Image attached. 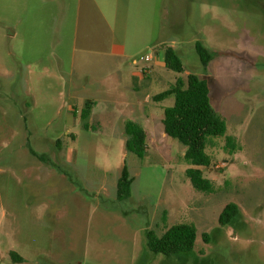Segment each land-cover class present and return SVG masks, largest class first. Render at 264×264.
<instances>
[{"label":"rangeland","instance_id":"rangeland-1","mask_svg":"<svg viewBox=\"0 0 264 264\" xmlns=\"http://www.w3.org/2000/svg\"><path fill=\"white\" fill-rule=\"evenodd\" d=\"M26 1L27 9L46 3ZM112 1L102 5L101 39L81 37L53 57L33 12V23L15 24L22 0H0V166L11 170L0 264H264V0ZM85 19L89 31L94 18ZM112 29L119 55L110 52ZM196 41L213 51L206 68ZM165 46L180 56L182 72L164 65ZM189 73L207 78L211 105L226 123L205 149L211 164L200 167L213 183L209 192L192 186L186 147L163 131L174 96L153 99ZM85 104L89 130L80 118ZM128 119L146 132L142 159L125 150ZM228 135L234 152L224 147ZM57 138L71 151L69 164ZM28 139L54 164L39 170ZM124 165L134 179L120 201ZM229 202L239 213L222 225ZM181 222L196 227L191 251L149 250L148 230L161 234Z\"/></svg>","mask_w":264,"mask_h":264},{"label":"trees","instance_id":"trees-1","mask_svg":"<svg viewBox=\"0 0 264 264\" xmlns=\"http://www.w3.org/2000/svg\"><path fill=\"white\" fill-rule=\"evenodd\" d=\"M194 47L203 68H206L214 57L213 51L205 47L200 41H196ZM163 62L167 68L176 72L184 70L182 60L172 46L163 47ZM170 95L174 96V103L164 109L163 131L167 136L177 139L186 147L183 159L191 166L186 168L185 174L192 186L199 191H212L213 183L203 175L200 167H207L211 164V157L205 149L211 143L212 136L225 134L226 123L211 105L209 82L207 78L189 73L185 80L177 78L173 85L156 94L153 99L160 101ZM88 105L85 104L80 111L82 127L86 130L90 129V125L86 121L90 113V106ZM72 112L74 115L76 114V111ZM124 135L125 150L142 159L146 150V132L142 125L132 119L126 120ZM62 142L60 138H57L54 144L55 148H65L62 146ZM26 146L33 155L39 156L42 160L45 159L32 148L29 139ZM224 147L234 152L238 147L235 137L226 136ZM133 179L127 166L124 165L116 183L117 200L122 201L130 197ZM238 213V205L229 202L222 208L218 220L222 225L228 224ZM196 234L194 224L174 223L161 234L154 230H148L146 232V244L152 252L165 255L188 252L194 248ZM9 255L14 262H22L23 260L16 251L11 250Z\"/></svg>","mask_w":264,"mask_h":264},{"label":"crops","instance_id":"crops-1","mask_svg":"<svg viewBox=\"0 0 264 264\" xmlns=\"http://www.w3.org/2000/svg\"><path fill=\"white\" fill-rule=\"evenodd\" d=\"M35 1L38 2L39 0H35ZM45 1L46 3H40L37 4V6L36 4L33 6L29 5V9H27V6L25 5L27 4L26 3L27 1L22 0V8L19 11L15 24L25 27L29 21L32 22V12H33V18L37 21V24H39L37 26L38 33L40 34L42 39L50 46L51 49L50 48L48 49L51 56L56 57L57 55L56 51L57 50L62 51L64 44L72 43V45H74L78 41L83 40V39L78 40L81 37L84 38L83 41L85 42H95L97 39H101V34L97 32V27H99L101 32V26H102L101 17L103 16L102 5L104 3H107L106 0H73L74 2L73 6L69 4V1L71 3V0H45ZM115 3L118 4V0H115L114 3L112 1V4ZM88 13H90L91 17L94 18V20H90L91 26L89 31H87V27H85V23L83 22L87 20L85 19V17H87ZM97 14L100 18V21L96 20ZM83 28L84 31L82 35ZM8 36L12 37L13 35L8 34ZM110 37L112 39L110 52L114 55H119L123 51V48L113 42L114 29H112ZM82 55H85L83 51H82ZM59 91L60 93L63 92V90L60 89ZM26 104L28 105V103ZM56 150L62 153V161L66 164H69L71 151L67 153L66 148L56 149ZM29 153L38 160H40L39 161L40 164L37 166L39 170L42 168L43 164L46 163H49V165L54 164V163L50 164L48 160L49 158L47 159L45 158L44 160H42L41 158H39V156L33 155L30 151ZM39 155L45 157L43 154H39ZM27 167L32 168V166H27ZM60 172L64 173L66 176L68 175V172L66 170L62 169V171ZM10 177H11V170L9 168L0 166V244L5 234V231L3 229V225H4L3 216L5 215L4 208L7 200L8 181ZM67 177L69 178L70 176ZM10 251L11 250H9V252Z\"/></svg>","mask_w":264,"mask_h":264},{"label":"built area","instance_id":"built-area-1","mask_svg":"<svg viewBox=\"0 0 264 264\" xmlns=\"http://www.w3.org/2000/svg\"><path fill=\"white\" fill-rule=\"evenodd\" d=\"M144 60H150L151 59V55H146L143 57Z\"/></svg>","mask_w":264,"mask_h":264}]
</instances>
